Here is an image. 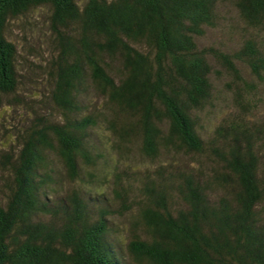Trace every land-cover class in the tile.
<instances>
[{"label":"trees","instance_id":"obj_1","mask_svg":"<svg viewBox=\"0 0 264 264\" xmlns=\"http://www.w3.org/2000/svg\"><path fill=\"white\" fill-rule=\"evenodd\" d=\"M30 97L0 264H264V0H0V104Z\"/></svg>","mask_w":264,"mask_h":264},{"label":"rangeland","instance_id":"obj_2","mask_svg":"<svg viewBox=\"0 0 264 264\" xmlns=\"http://www.w3.org/2000/svg\"><path fill=\"white\" fill-rule=\"evenodd\" d=\"M33 15L37 21V24H35L34 22L31 23L33 20V16H32L31 22H29V20L28 21H22L23 23H19V24L17 22H14L11 26V38L18 43L19 48H21V46L25 43L23 40L24 34H27V35L29 34L31 41L37 42L36 39H34L33 37L38 38V35L40 32V27L45 24V20H46V11L45 10H38L35 13L33 12ZM211 32H215V34H216L215 37H217V35L220 34L219 29L213 30ZM213 41H215V38H212L210 35H208L207 39H205V42H213ZM38 42H39V44L42 45V43L40 41H38ZM27 70L24 71L26 77L24 79H22V84H21V89H20L22 93L29 94V91H33V93H37L38 91L36 92V88L37 89H40L41 87L42 88H48L47 83L45 82L43 84L42 81L41 82L38 81L37 77H35L34 80L29 79L27 77L29 72ZM40 84H41V86H40ZM220 88H222V85L220 86ZM4 99H7V98H4ZM26 99L27 100L22 104L10 105L7 102V100H4L3 103L0 104V149L3 147L8 148V143H10V141L12 139L11 133H7V132H11L13 130L14 126L19 125V123H20L19 119H20V121H22V120H24L25 116H29L31 114L32 110L29 107V104H31L32 98L30 97V98H26ZM218 104H219V102H218ZM218 104H216V105L218 106ZM228 105L231 106L230 103L224 102V104L220 103V105L218 106L219 107L218 109H213L210 107L208 110L205 109L206 110L205 112L203 111V113H202L203 119H201V123L206 126V129H204V131L206 133L213 128L214 124L221 122L222 119L225 117V115L229 113L231 108H228ZM6 129H10V130L5 132ZM1 132L7 133L8 139L6 137L2 136ZM116 160H117V158H115L113 160L114 163H116ZM163 160H164L163 162H171V159H168V158H166V159L164 158ZM145 166H147V165L136 163L134 165V168L144 169ZM105 189H106V187H105ZM106 191L108 193H110L109 189H106ZM116 220L118 222L117 218H116ZM121 248H122V245H121Z\"/></svg>","mask_w":264,"mask_h":264}]
</instances>
